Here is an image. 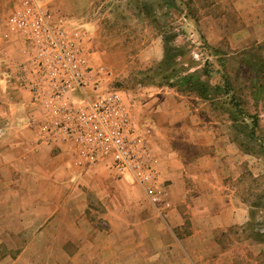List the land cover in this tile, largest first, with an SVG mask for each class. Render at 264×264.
Returning a JSON list of instances; mask_svg holds the SVG:
<instances>
[{"label": "crops", "instance_id": "crops-1", "mask_svg": "<svg viewBox=\"0 0 264 264\" xmlns=\"http://www.w3.org/2000/svg\"><path fill=\"white\" fill-rule=\"evenodd\" d=\"M182 1L191 2L195 13L199 10V17L185 21L188 25L194 21L197 33L214 50L225 40L231 49L264 40V0ZM54 5L78 19L89 8V0H56ZM6 18H0V201H15L4 215L17 217L21 231L39 232L31 239L41 242L37 246L62 251L72 242L77 249L74 255L59 252L53 264H128L130 257L114 252L126 247L130 232L141 250L137 259L141 264L173 263L174 256L180 255L173 248L187 259L197 248H221L218 264H241L242 249L255 255L264 250V244L254 239H229L231 232H240L250 221L244 169L258 177L264 173V161L239 149L208 101L167 87H143L129 102L136 122L150 127L147 141L157 171L155 186L166 193L161 207L131 227L112 223L114 213L108 210L103 218L110 224L109 231L95 228L86 218L90 192L109 205L107 190L98 189L107 180L123 183L126 179L117 180L105 164L82 159L68 143L42 141L39 112L31 94L18 85L26 57L24 41L7 36ZM184 229L190 234H181ZM54 230L71 232L73 239L49 237ZM31 246L36 245L25 247ZM163 257L168 259L165 263ZM31 260L18 256L13 264H34Z\"/></svg>", "mask_w": 264, "mask_h": 264}, {"label": "rangeland", "instance_id": "rangeland-1", "mask_svg": "<svg viewBox=\"0 0 264 264\" xmlns=\"http://www.w3.org/2000/svg\"><path fill=\"white\" fill-rule=\"evenodd\" d=\"M55 1L43 0L55 15L64 19L70 30L80 32L84 36L89 65L97 74L96 78L101 81L102 89L119 91L128 103L143 87L150 86V79L163 59L162 36L176 34L174 44L183 53L179 58L180 64L192 67V71H204L208 74L212 85L221 84L228 89L229 96L220 101L230 102L235 97L250 114L258 115L259 126L255 130L252 128L251 120H248L249 127L246 135L233 128V123L223 109L211 106L220 114L218 118L221 121V127L229 129L231 138L234 134V137L242 141L247 149L250 148L260 155L241 151L264 161L262 147L264 144V95L259 102H254L250 90L253 74L243 65L244 59L264 56V40L259 43L253 40L249 42L250 44L237 49H231L228 41L225 40L222 41L219 50L212 49L197 33V24L190 20L191 24L188 25L185 21L187 18L195 19L200 16L198 9V13H195V8H191V2L180 5V11L175 12L161 7L159 0H89L87 11L80 18L72 19L54 5ZM14 2L15 0H0V18L9 15ZM39 119V128H42L43 119ZM252 132L258 142L249 138L248 135L252 136ZM244 170L243 191L244 195L249 197L253 218L241 228L240 232H231L229 239L254 241L252 235L264 234V173H257L259 176L254 177L248 168ZM115 178L121 180L116 176ZM125 179L123 183L107 180L106 184L98 189V191H103V188L107 190L106 193L111 199L109 205L90 192L91 200L86 218L98 230L109 231L110 224L103 218L108 210L114 213L111 218L112 223L116 225L124 223L130 227L141 219L151 217L154 213L155 206L145 197L140 189L141 186L132 176H127ZM127 195L129 198H126ZM14 202L8 199L0 201V261L2 264H13L18 256L31 258L34 264H53L56 257L60 256L59 252L61 255H74L77 249L73 247L72 242H69L71 245L63 248L62 251L56 247L37 246L41 242L37 240L33 242L31 239L32 235L37 236L39 232L21 231L22 226L18 223L17 217L4 215ZM118 232L121 236L122 231ZM130 233L131 237L128 238L130 242L123 250L115 249L114 255L128 256L131 259L128 264H138L137 259L142 253L134 243L135 236L132 232ZM181 234H190V231L184 229ZM58 235L62 239H73V233L64 230L59 233L56 230L48 233L49 237ZM216 240L221 245V234L216 235ZM29 243L36 246L26 248L25 246ZM173 250L178 251L180 255L174 256L175 251H173L171 255L174 256L173 263L166 264H218L221 259V248L216 250L209 247L197 248L196 254L189 256L190 259H187L180 249L173 248ZM118 251L119 253H116ZM171 256L168 254L167 257ZM132 259L137 263H132ZM167 260L164 257L162 259L163 263ZM241 264H264V250L255 255L249 249H242Z\"/></svg>", "mask_w": 264, "mask_h": 264}, {"label": "built area", "instance_id": "built-area-1", "mask_svg": "<svg viewBox=\"0 0 264 264\" xmlns=\"http://www.w3.org/2000/svg\"><path fill=\"white\" fill-rule=\"evenodd\" d=\"M5 28L7 36L24 41L18 85L31 94L43 119L42 141L68 143L82 159L107 165L117 178L132 176L160 208L166 193L155 186L150 127L136 122L119 91L102 89L84 36L41 0H15Z\"/></svg>", "mask_w": 264, "mask_h": 264}, {"label": "trees", "instance_id": "trees-1", "mask_svg": "<svg viewBox=\"0 0 264 264\" xmlns=\"http://www.w3.org/2000/svg\"><path fill=\"white\" fill-rule=\"evenodd\" d=\"M159 1L161 7L175 12H179L180 5L186 3L182 0ZM176 37V34L173 36H162L164 46L163 59L156 67L154 75L150 79V86L159 88L167 87L175 89L179 94L195 95L201 100L208 101L211 106L216 107V109H223L228 114L230 121L233 123V128H235L236 131L246 134V130L249 127L248 120H251L252 128L256 130L259 126V117L257 114H250L235 97L232 98L230 102L220 101L229 96L230 93L228 89H225L221 84L212 85L209 81L208 74L204 71H192V67H185L180 64L179 58L182 57L183 53L180 51V48L174 44ZM243 65L248 67L253 74L250 90L252 99L257 103L264 95V56L254 57V59L251 57L246 60L244 59ZM230 106L232 108H229ZM253 132L252 136H248L251 140L258 142L253 137L255 133ZM232 140L243 152L257 156L260 155V153L250 148L247 149L242 141L234 137V134L232 135ZM262 147L264 148V144H262ZM252 218L253 213L251 212L250 219L252 220ZM252 238L264 243V234L256 233L252 235Z\"/></svg>", "mask_w": 264, "mask_h": 264}]
</instances>
